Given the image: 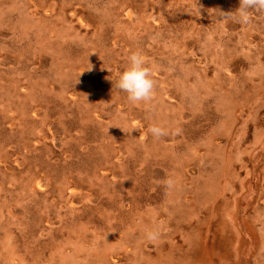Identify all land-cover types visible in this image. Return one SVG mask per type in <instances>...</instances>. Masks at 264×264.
Wrapping results in <instances>:
<instances>
[{
	"label": "rangeland",
	"instance_id": "374dc122",
	"mask_svg": "<svg viewBox=\"0 0 264 264\" xmlns=\"http://www.w3.org/2000/svg\"><path fill=\"white\" fill-rule=\"evenodd\" d=\"M239 2L0 0V264L134 233L214 173L264 253V10L239 24ZM132 53L155 83L147 103L114 84Z\"/></svg>",
	"mask_w": 264,
	"mask_h": 264
},
{
	"label": "bare ground",
	"instance_id": "6f19581e",
	"mask_svg": "<svg viewBox=\"0 0 264 264\" xmlns=\"http://www.w3.org/2000/svg\"><path fill=\"white\" fill-rule=\"evenodd\" d=\"M159 102L169 103L161 96ZM113 111L116 109L103 110L98 115L103 117ZM35 185L36 190L44 188L41 182ZM220 194L219 176L215 173L195 181L192 187L177 185L168 201L165 199L164 210L140 216L134 233L115 234L95 245L84 246L80 253L64 250L56 263L264 264L260 229L247 212L241 213V207L229 209ZM150 233L154 234L151 239ZM116 248L119 251H114Z\"/></svg>",
	"mask_w": 264,
	"mask_h": 264
},
{
	"label": "clouds",
	"instance_id": "9594fccd",
	"mask_svg": "<svg viewBox=\"0 0 264 264\" xmlns=\"http://www.w3.org/2000/svg\"><path fill=\"white\" fill-rule=\"evenodd\" d=\"M264 10V0H240L239 7L232 11L231 18L238 23L247 24L250 22V10ZM146 61L142 54L132 53L128 57L127 67L119 73L114 82L115 87L127 94V99L133 104L147 103L153 98L155 83L150 70L145 66ZM149 132L154 138L166 134L160 126H152ZM168 186L172 187L169 180ZM154 234H149L153 238Z\"/></svg>",
	"mask_w": 264,
	"mask_h": 264
},
{
	"label": "water",
	"instance_id": "95a60500",
	"mask_svg": "<svg viewBox=\"0 0 264 264\" xmlns=\"http://www.w3.org/2000/svg\"><path fill=\"white\" fill-rule=\"evenodd\" d=\"M89 14L91 13L89 10L87 11ZM75 90H78V91H80V86H78V85H71ZM119 94H121V96L123 97V98H125L124 96H125V93L124 92H122L121 90H119L118 89V91H117ZM96 102H98V105L99 106H101V103H102V101H100V100H96ZM105 109H108V108H105ZM94 127V126H93ZM148 140L146 139L145 140V142H147Z\"/></svg>",
	"mask_w": 264,
	"mask_h": 264
}]
</instances>
